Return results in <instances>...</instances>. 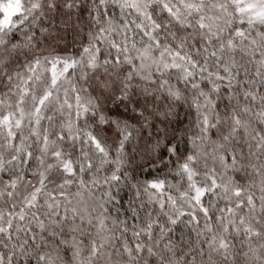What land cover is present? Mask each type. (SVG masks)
<instances>
[{"label": "snow or ice", "instance_id": "1", "mask_svg": "<svg viewBox=\"0 0 264 264\" xmlns=\"http://www.w3.org/2000/svg\"><path fill=\"white\" fill-rule=\"evenodd\" d=\"M0 264H264V0H0Z\"/></svg>", "mask_w": 264, "mask_h": 264}]
</instances>
